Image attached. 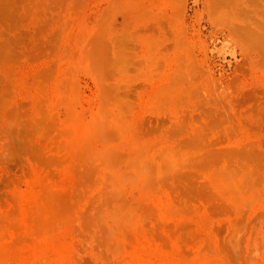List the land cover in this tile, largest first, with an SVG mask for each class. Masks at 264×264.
<instances>
[{
    "label": "rangeland",
    "instance_id": "374dc122",
    "mask_svg": "<svg viewBox=\"0 0 264 264\" xmlns=\"http://www.w3.org/2000/svg\"><path fill=\"white\" fill-rule=\"evenodd\" d=\"M0 264H264V0H0Z\"/></svg>",
    "mask_w": 264,
    "mask_h": 264
}]
</instances>
